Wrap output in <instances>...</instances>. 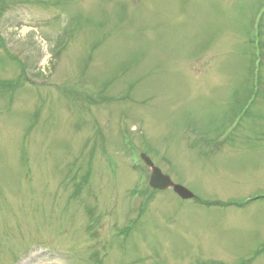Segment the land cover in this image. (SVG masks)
Returning <instances> with one entry per match:
<instances>
[{"label":"rangeland","instance_id":"obj_1","mask_svg":"<svg viewBox=\"0 0 264 264\" xmlns=\"http://www.w3.org/2000/svg\"><path fill=\"white\" fill-rule=\"evenodd\" d=\"M0 264H264V0H0Z\"/></svg>","mask_w":264,"mask_h":264},{"label":"water","instance_id":"obj_2","mask_svg":"<svg viewBox=\"0 0 264 264\" xmlns=\"http://www.w3.org/2000/svg\"><path fill=\"white\" fill-rule=\"evenodd\" d=\"M140 158L144 164L150 169L149 185L154 189L164 190L172 188L181 198L189 199L193 197V193L185 187L172 182L169 176L162 173V171L154 166L150 158L141 154Z\"/></svg>","mask_w":264,"mask_h":264}]
</instances>
